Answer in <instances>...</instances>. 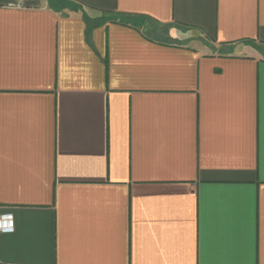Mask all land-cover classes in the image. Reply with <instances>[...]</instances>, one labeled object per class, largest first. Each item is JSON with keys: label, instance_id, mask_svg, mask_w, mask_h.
Wrapping results in <instances>:
<instances>
[{"label": "crops", "instance_id": "crops-1", "mask_svg": "<svg viewBox=\"0 0 264 264\" xmlns=\"http://www.w3.org/2000/svg\"><path fill=\"white\" fill-rule=\"evenodd\" d=\"M0 264H264V0H0Z\"/></svg>", "mask_w": 264, "mask_h": 264}, {"label": "built area", "instance_id": "built-area-1", "mask_svg": "<svg viewBox=\"0 0 264 264\" xmlns=\"http://www.w3.org/2000/svg\"><path fill=\"white\" fill-rule=\"evenodd\" d=\"M30 0H18L19 3ZM14 232V219L10 213L0 212V234H11Z\"/></svg>", "mask_w": 264, "mask_h": 264}]
</instances>
